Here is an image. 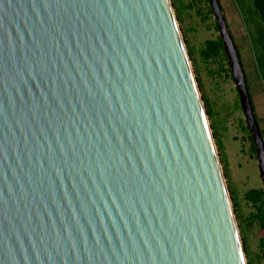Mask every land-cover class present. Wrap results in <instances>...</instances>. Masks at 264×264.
Segmentation results:
<instances>
[{
	"label": "water",
	"instance_id": "obj_1",
	"mask_svg": "<svg viewBox=\"0 0 264 264\" xmlns=\"http://www.w3.org/2000/svg\"><path fill=\"white\" fill-rule=\"evenodd\" d=\"M0 264H248L171 0H0Z\"/></svg>",
	"mask_w": 264,
	"mask_h": 264
},
{
	"label": "rangeland",
	"instance_id": "obj_2",
	"mask_svg": "<svg viewBox=\"0 0 264 264\" xmlns=\"http://www.w3.org/2000/svg\"><path fill=\"white\" fill-rule=\"evenodd\" d=\"M234 42L240 52L248 87L256 110L259 125L264 134V88L263 73L259 67L258 54H245L258 45V28L253 25L249 13L252 0H219ZM189 49L194 71L198 78L207 111L211 110V126L218 145L226 181L239 220L247 262L264 264L261 248V231L252 224L256 208L246 197L252 191L264 190L257 154L252 141L241 101L233 80L228 60L205 61L202 52L209 41H218L220 33L212 4L194 5L192 0H171ZM248 4L249 6H247ZM255 10V8H254ZM250 58L249 60H247ZM258 92H256V88Z\"/></svg>",
	"mask_w": 264,
	"mask_h": 264
},
{
	"label": "trees",
	"instance_id": "obj_3",
	"mask_svg": "<svg viewBox=\"0 0 264 264\" xmlns=\"http://www.w3.org/2000/svg\"><path fill=\"white\" fill-rule=\"evenodd\" d=\"M192 1H193L194 5L191 6L190 8H194V7H196V5H198L199 3H203V2L211 3L210 0H192ZM252 2L254 4L256 16L258 17V20L262 23V28H258V30H259L258 39H259V42L262 43L261 46L264 48V0H252ZM212 13L215 14L213 6H212ZM202 57L205 61H212L214 59H220V60L227 61L226 60L227 58L225 56V51H224V44H223L221 38H219L218 41H209L207 43L206 48L202 52ZM258 63H259V67L263 73V80H264V59L258 60ZM229 73H231V71H229ZM246 80H247V78H246ZM247 85H248V82H247ZM248 89H249V87H248ZM249 91H250V89H249ZM208 113H209V116L213 115L211 110H208ZM257 120H258V118H257ZM258 123H259V121H258ZM247 130L250 134V140L252 141L253 152L256 154L254 139H253V136L250 132L249 127H247ZM262 133H263V131H262ZM263 136H264V134H263ZM246 199L249 203H251L256 208V213H255L254 218L252 220V224L257 223L260 226V231H261V235H262V237H261L262 238L261 239V248H262V253H263V255L261 257V262H264V190L252 191L249 194H247ZM248 264H254V263L250 261V262H248Z\"/></svg>",
	"mask_w": 264,
	"mask_h": 264
},
{
	"label": "crops",
	"instance_id": "obj_4",
	"mask_svg": "<svg viewBox=\"0 0 264 264\" xmlns=\"http://www.w3.org/2000/svg\"><path fill=\"white\" fill-rule=\"evenodd\" d=\"M247 6H249L248 4H246ZM254 5V4H253ZM256 11L254 10V7L253 6H249V13H250V15H251V17H252V19H253V25L255 26V27H257V28H262V23L258 20V17L256 16V13H255ZM256 34L258 35V37H259V30H258V32H257V30H256ZM262 45V43L261 42H259V40H258V45L255 47V48H249L247 45L246 46H244V52H245V54H253V53H255V54H258V58H257V60H263L264 59V48L261 46ZM240 53V52H239ZM250 58H248L247 60H249ZM258 87L256 88V92H258ZM260 90V89H259ZM262 94H263V96H264V88H262ZM263 115H264V112H263Z\"/></svg>",
	"mask_w": 264,
	"mask_h": 264
}]
</instances>
